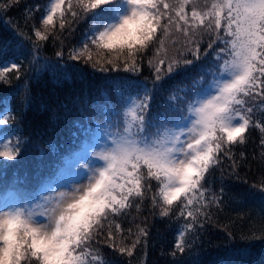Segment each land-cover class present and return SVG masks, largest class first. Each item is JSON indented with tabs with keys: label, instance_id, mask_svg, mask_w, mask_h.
<instances>
[{
	"label": "snow or ice",
	"instance_id": "obj_1",
	"mask_svg": "<svg viewBox=\"0 0 264 264\" xmlns=\"http://www.w3.org/2000/svg\"><path fill=\"white\" fill-rule=\"evenodd\" d=\"M14 2L9 0L8 5L0 4V7ZM131 2L136 5V14L150 21L146 38L134 46L109 44L106 40L122 27L116 23L121 16L114 19L112 13L120 3L126 5L129 0H77L83 15L73 9L72 0H49L41 17L43 31L33 26L35 50L37 41L48 39L57 16L61 18L62 30L90 16L93 22L87 40L82 49L69 52V59H83L100 72L139 73V61L154 47L153 56L148 58L154 80L153 88L139 83L128 85L138 90L137 95L119 93L117 103L108 108L104 123L98 124L82 142L80 150L73 154L81 162L68 173L62 171L58 175L69 192H60L50 206L37 213L47 219L67 202L56 232L46 243L43 237L34 239L28 244L29 250L21 252L16 248V264H95L97 261L107 264L100 260L99 249L89 251L94 240L132 257L133 249L140 243L139 237L146 236L147 231L140 228L137 239L129 247L119 237L122 228L116 218L126 216V209L133 206L136 198L143 201L150 194L151 207H159L161 216H168L174 202H179L175 207L189 221L185 230L194 229L200 223L198 215H206L201 208L216 199L213 197L205 203L206 173L220 163L221 156L233 160V168L237 166L232 146L246 142L245 132L250 127L259 129L260 143L264 145V119L253 124L254 108L264 110V0ZM66 11L71 13V21H65ZM170 33L178 34V38L172 39ZM165 38L171 41L167 47L174 49L172 54L167 50ZM205 42L207 47L202 49ZM157 43L159 46L155 47ZM209 50L216 60L215 69L210 70L211 81L203 84L194 81L178 103L166 104L152 112L153 89L158 83L181 65L193 63L186 53L201 60ZM56 55L60 57L62 52L57 51ZM13 70L16 79H20L21 65L12 62L10 67L2 66L0 80L9 82L6 73ZM113 83L117 89L125 86ZM6 123L7 120L0 119V125ZM16 155L13 150L0 151V157L8 161L15 160ZM84 179L88 180L86 185L81 183ZM76 184L81 186L71 187ZM261 184L264 185V180ZM17 207L0 205V212ZM68 216L75 218L70 226L64 224ZM183 237L182 231L176 243L180 252L185 251ZM12 256L9 248L10 260Z\"/></svg>",
	"mask_w": 264,
	"mask_h": 264
},
{
	"label": "trees",
	"instance_id": "obj_2",
	"mask_svg": "<svg viewBox=\"0 0 264 264\" xmlns=\"http://www.w3.org/2000/svg\"><path fill=\"white\" fill-rule=\"evenodd\" d=\"M0 4L8 5L9 0H0ZM72 4L73 9L83 15L77 0H72ZM48 6L49 0H15L7 7H0V70L4 64L10 67L12 62L21 65L20 79H16L13 70L6 73L9 82L0 80V118L7 120L0 125V138L7 141L5 150L17 153L13 161L0 157V165L9 166L5 175L12 170L19 173L20 167L24 174L35 178L21 187L0 181V196L10 189L17 197L18 206H23L24 197L28 202L41 188H50L60 181L58 175L76 160L73 154L80 150L82 142L97 125L104 123L105 114L117 103L119 93L137 95L138 90L128 85L139 83L153 88L154 75L148 58L153 56L154 47L139 61V73L100 72L83 59H69V52L82 49L87 40L93 22L90 16L72 22L63 30L59 27L61 18L57 16L48 39L37 41L34 50L36 38L32 29L33 26L41 28V17ZM112 15L114 18V13ZM64 19L71 21V13L66 11ZM177 38L178 34L172 35V39ZM165 40L167 47L171 41ZM158 46L157 43L155 47ZM206 47V42L201 44L202 49ZM167 50L169 54L174 51L170 47ZM57 51H61L62 56L58 57ZM185 55L193 59V63L181 65L158 83L153 89L152 112L166 104L178 103L188 94L194 81L202 84L211 81L210 70L216 67L212 51L201 60L190 53ZM44 64L53 66L54 70L53 67L41 68ZM114 81L125 86L117 89ZM123 119L122 111L121 123ZM262 119L264 110L254 108L253 124ZM261 135L258 128L250 127L245 132L246 142L232 146L237 166L233 168V160L221 156L220 163L206 173L205 203L213 197L216 199L201 208L206 215H198L200 223L194 229L185 230L189 221L181 217L175 207L179 202H174L168 216H161L159 207H151L150 194L143 201L136 198L133 206L126 209L127 215L116 218L122 228L119 237L124 238L123 243L129 247L137 239L140 228L147 231L146 236L139 237L140 243L133 249L132 257L95 240L89 251L99 249L100 260L107 264H264ZM182 231L184 252L176 248Z\"/></svg>",
	"mask_w": 264,
	"mask_h": 264
},
{
	"label": "clouds",
	"instance_id": "obj_3",
	"mask_svg": "<svg viewBox=\"0 0 264 264\" xmlns=\"http://www.w3.org/2000/svg\"><path fill=\"white\" fill-rule=\"evenodd\" d=\"M126 8V14L116 21L117 24H122V27L106 38L107 43L134 46L146 38L149 19L136 14L138 10L131 0L126 4ZM66 207L67 202L43 222H39L36 215L23 206H18L15 210L6 209L0 212V264H16L15 249L19 247L21 252L29 250L28 244H31L34 239L40 240L43 237V242L46 243L48 238L56 232L58 222ZM74 219L68 216L64 224L70 226ZM64 224L60 226L63 227ZM9 248L13 251L11 260L9 259Z\"/></svg>",
	"mask_w": 264,
	"mask_h": 264
},
{
	"label": "rangeland",
	"instance_id": "obj_4",
	"mask_svg": "<svg viewBox=\"0 0 264 264\" xmlns=\"http://www.w3.org/2000/svg\"><path fill=\"white\" fill-rule=\"evenodd\" d=\"M126 12H127L126 5L124 3H122L115 10V18H117L118 16L125 15ZM6 142L7 141L5 139L0 138V151L7 149ZM80 162L81 161L78 160V159H76L74 162H70L67 170H65L64 173H68L71 170L72 166H78V164ZM8 167L9 166L0 165V181L6 182V183H10V184H14V185H18V186L21 187L22 185H29L35 179L34 175H32V174H24L23 170L20 167L18 169L19 173H16L15 170H12L10 172V174L5 175L7 173V168ZM0 183H2V182H0ZM81 183L86 185L88 183V180L84 179ZM80 186H81L80 184H76V185L71 186V187L76 188V187H80ZM60 192H66V193L69 192V187L64 186L61 183V181L58 183L56 188H54L52 190V192L45 191L43 197L38 198V194H35L34 197L32 199H30L28 202H27V199L24 197L23 207L29 208L36 215L37 220L39 222H43L44 218L39 216V215H37V213L42 211L45 206H50L51 202H54V200L58 197ZM0 205H3V206H18L17 205V197L5 198V199L0 201ZM31 205H35V206L32 207Z\"/></svg>",
	"mask_w": 264,
	"mask_h": 264
}]
</instances>
